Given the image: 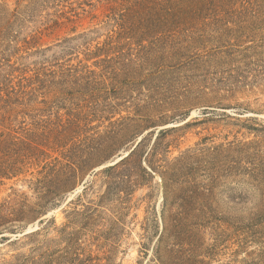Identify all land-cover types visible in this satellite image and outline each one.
Here are the masks:
<instances>
[{
    "label": "rangeland",
    "instance_id": "1",
    "mask_svg": "<svg viewBox=\"0 0 264 264\" xmlns=\"http://www.w3.org/2000/svg\"><path fill=\"white\" fill-rule=\"evenodd\" d=\"M173 1L0 0V264H264V0Z\"/></svg>",
    "mask_w": 264,
    "mask_h": 264
},
{
    "label": "trees",
    "instance_id": "2",
    "mask_svg": "<svg viewBox=\"0 0 264 264\" xmlns=\"http://www.w3.org/2000/svg\"><path fill=\"white\" fill-rule=\"evenodd\" d=\"M174 1L177 3V5H175V2ZM174 1H173L174 2V5H172V3H171L169 5V7H168L169 9L173 8V9L177 10L178 9V5L181 6V7L183 6L182 5V1L183 0H181V1L180 0H174ZM182 10L187 11L186 8H183ZM190 10L191 11H195L196 10V7L191 6ZM2 135L3 134H0V144L3 141L2 138H1ZM8 139H10V141H12V142L14 141L13 140V137H8ZM140 142L141 141H139L135 145V147L128 153V155L125 156L122 160H120L119 162H117L114 165H111V166H108L107 167V171L108 170L109 171H116V175L115 176L117 177L118 181L113 182L114 189L118 188L120 185H123L124 188L123 189H120V191L123 192V193H126V194H127V187H129V185H131V183L134 182L133 179H134V176L135 175H133V173H132L133 166L131 164V161H132V157L134 155H136V149L141 144ZM13 143L16 144V142H13ZM6 155H8L10 157V155H9L8 152L7 153H4L3 152V154H2L1 157L4 159V157ZM5 161L6 160H3V163ZM3 163H1V165H0V172H1V174H4V172H5V167H4ZM78 164H79L78 161L77 162L76 161L74 162V160L71 159V163L68 162L66 165L61 166L58 169L53 168V170L54 169L55 170L52 171V173H54L53 179H52V183H51V185H49V188H47V191L45 193H43V195H41V199L45 200L47 198H52L51 196L55 194L56 187L59 186V188H60V183L63 181L61 179V175L63 177H65L64 179H70L81 168L80 165H78ZM151 169H153V168L151 167ZM138 170L143 175H151L150 172L142 165V161L140 162V165L138 167ZM109 178L111 179V176H109ZM52 186H54V187H52ZM43 202H41V203H43ZM182 213H184L183 210H182V212H179V214H182ZM179 214H178V217H175V222L172 225L171 230L169 228V230L167 232V236L169 235L170 237H172V239H174L176 245L179 244L183 240V238L189 239L191 236H193V229H191L190 227H188L187 226L188 225L187 223L186 224L183 223V221L181 220V215H179ZM2 218H4V216L3 215H0V220ZM160 238H162V234L160 235ZM191 239H193V238H191ZM178 246L182 247V245H178Z\"/></svg>",
    "mask_w": 264,
    "mask_h": 264
},
{
    "label": "water",
    "instance_id": "3",
    "mask_svg": "<svg viewBox=\"0 0 264 264\" xmlns=\"http://www.w3.org/2000/svg\"><path fill=\"white\" fill-rule=\"evenodd\" d=\"M126 155H127V153H125L123 156L119 157L118 160L122 159V158L125 157ZM118 160H117V161H118ZM117 161H115V162H117ZM78 190H79V189H78ZM78 190H77V191H78ZM77 191H76V192H77ZM76 192L74 191L73 193H71L70 196H72V195L75 194Z\"/></svg>",
    "mask_w": 264,
    "mask_h": 264
},
{
    "label": "bare ground",
    "instance_id": "4",
    "mask_svg": "<svg viewBox=\"0 0 264 264\" xmlns=\"http://www.w3.org/2000/svg\"><path fill=\"white\" fill-rule=\"evenodd\" d=\"M80 189V188H79ZM78 189L74 190L75 192L77 191Z\"/></svg>",
    "mask_w": 264,
    "mask_h": 264
}]
</instances>
